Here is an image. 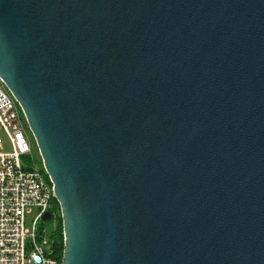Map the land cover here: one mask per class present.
I'll list each match as a JSON object with an SVG mask.
<instances>
[{"label": "water", "instance_id": "obj_1", "mask_svg": "<svg viewBox=\"0 0 264 264\" xmlns=\"http://www.w3.org/2000/svg\"><path fill=\"white\" fill-rule=\"evenodd\" d=\"M0 81L61 264H264V0H0Z\"/></svg>", "mask_w": 264, "mask_h": 264}, {"label": "built area", "instance_id": "obj_2", "mask_svg": "<svg viewBox=\"0 0 264 264\" xmlns=\"http://www.w3.org/2000/svg\"><path fill=\"white\" fill-rule=\"evenodd\" d=\"M17 103L0 81V264H61L53 239L36 229L46 213L54 217L53 185L43 167L27 162L33 152L17 113ZM7 143L9 150L5 149ZM42 164V163H41ZM57 203V202H56ZM35 208L33 232L24 229L25 215ZM60 213L55 216L58 219ZM49 221V220H47ZM30 237V243H27Z\"/></svg>", "mask_w": 264, "mask_h": 264}, {"label": "rangeland", "instance_id": "obj_3", "mask_svg": "<svg viewBox=\"0 0 264 264\" xmlns=\"http://www.w3.org/2000/svg\"><path fill=\"white\" fill-rule=\"evenodd\" d=\"M17 113L21 119V123L22 126L25 130V133L27 134V137L29 138L30 141V145L33 146V152L27 157V162L30 165H34L37 168H41L42 164H41V159L39 157V154L37 152V148L35 146V141L33 138V135L31 133V131L28 128V125L25 121V118L22 114V111L20 109V107L17 105ZM3 140V142L6 141V139L1 135L0 136ZM4 147L5 149L9 150V146L7 143H4ZM53 215L54 217L49 220V221H45V222H40L37 226V228L34 230H36V233L39 232V228H42L45 231V235L47 240H51L57 227H58V233L57 235H59V233L62 235V239H63V233H62V222L58 221V219H55V216L58 215L59 212V207L55 206L52 209ZM37 211L35 208H32V211H30L28 214L25 215V219H24V229L28 230V232L32 233L33 232V221L36 217ZM56 235V236H57ZM30 237H27V243H30Z\"/></svg>", "mask_w": 264, "mask_h": 264}, {"label": "trees", "instance_id": "obj_4", "mask_svg": "<svg viewBox=\"0 0 264 264\" xmlns=\"http://www.w3.org/2000/svg\"><path fill=\"white\" fill-rule=\"evenodd\" d=\"M55 206L58 207V204L56 202H54ZM58 221H61L60 216H58ZM58 233V227L52 237L53 239V248L55 251L56 256L58 257V260L62 259V251H63V239H62V235L59 233V235H57ZM57 235V236H56Z\"/></svg>", "mask_w": 264, "mask_h": 264}]
</instances>
